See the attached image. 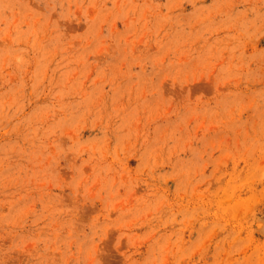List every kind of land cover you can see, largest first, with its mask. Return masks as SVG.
Masks as SVG:
<instances>
[{
    "label": "rangeland",
    "instance_id": "374dc122",
    "mask_svg": "<svg viewBox=\"0 0 264 264\" xmlns=\"http://www.w3.org/2000/svg\"><path fill=\"white\" fill-rule=\"evenodd\" d=\"M263 219L264 0H0V264H264Z\"/></svg>",
    "mask_w": 264,
    "mask_h": 264
},
{
    "label": "bare ground",
    "instance_id": "6f19581e",
    "mask_svg": "<svg viewBox=\"0 0 264 264\" xmlns=\"http://www.w3.org/2000/svg\"><path fill=\"white\" fill-rule=\"evenodd\" d=\"M258 218H259V217H258ZM258 218H257V219H258ZM258 221H259V220H258ZM262 224H263V227H262V228L264 229V219H263V222H262ZM260 225H261V224H260Z\"/></svg>",
    "mask_w": 264,
    "mask_h": 264
}]
</instances>
